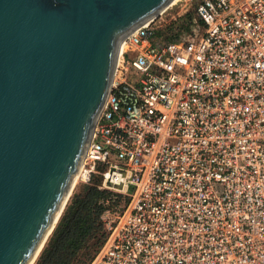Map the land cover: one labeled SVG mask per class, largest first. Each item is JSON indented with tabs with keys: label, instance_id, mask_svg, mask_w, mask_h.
<instances>
[{
	"label": "built area",
	"instance_id": "built-area-1",
	"mask_svg": "<svg viewBox=\"0 0 264 264\" xmlns=\"http://www.w3.org/2000/svg\"><path fill=\"white\" fill-rule=\"evenodd\" d=\"M185 4L177 39L156 16L119 44L77 171L109 192L87 264H264V0Z\"/></svg>",
	"mask_w": 264,
	"mask_h": 264
},
{
	"label": "water",
	"instance_id": "water-1",
	"mask_svg": "<svg viewBox=\"0 0 264 264\" xmlns=\"http://www.w3.org/2000/svg\"><path fill=\"white\" fill-rule=\"evenodd\" d=\"M171 0H0V264L34 261L73 187L122 38Z\"/></svg>",
	"mask_w": 264,
	"mask_h": 264
},
{
	"label": "trees",
	"instance_id": "trees-1",
	"mask_svg": "<svg viewBox=\"0 0 264 264\" xmlns=\"http://www.w3.org/2000/svg\"><path fill=\"white\" fill-rule=\"evenodd\" d=\"M189 11L164 28L155 30V41L175 40L187 30ZM98 175L70 193L57 221L32 264H87L103 244L107 231L99 216L101 200L109 192L99 189Z\"/></svg>",
	"mask_w": 264,
	"mask_h": 264
},
{
	"label": "rangeland",
	"instance_id": "rangeland-1",
	"mask_svg": "<svg viewBox=\"0 0 264 264\" xmlns=\"http://www.w3.org/2000/svg\"><path fill=\"white\" fill-rule=\"evenodd\" d=\"M182 4H183V0H176L175 3H173L170 8H167L161 14L157 15L154 22L157 25L158 30L164 28V26H166L170 22L176 20L181 15H184L185 13H187L189 11L192 12L191 8L188 7L187 4H185L184 6H182ZM183 9H184L183 13H181V15L177 16V14H179V12H181V10H183ZM172 18H174V19H172ZM80 184H83V183L76 181L73 184V187L71 190H73L75 187H77Z\"/></svg>",
	"mask_w": 264,
	"mask_h": 264
},
{
	"label": "bare ground",
	"instance_id": "bare-ground-1",
	"mask_svg": "<svg viewBox=\"0 0 264 264\" xmlns=\"http://www.w3.org/2000/svg\"><path fill=\"white\" fill-rule=\"evenodd\" d=\"M176 0H171L170 1V3L169 4H172L173 2H175ZM145 23V22H144ZM78 178H79V174L77 173L76 175H75V177H74V179H73V184L76 182V181H78ZM72 191V190H71ZM38 255V254H37ZM32 262H34V261H32ZM32 262H29V264H32Z\"/></svg>",
	"mask_w": 264,
	"mask_h": 264
}]
</instances>
